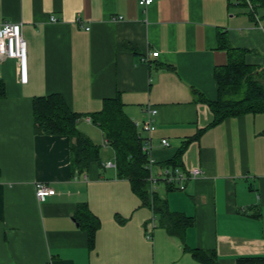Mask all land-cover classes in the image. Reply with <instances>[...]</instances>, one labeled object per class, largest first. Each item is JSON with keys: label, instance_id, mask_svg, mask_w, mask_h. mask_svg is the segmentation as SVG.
I'll use <instances>...</instances> for the list:
<instances>
[{"label": "crops", "instance_id": "crops-1", "mask_svg": "<svg viewBox=\"0 0 264 264\" xmlns=\"http://www.w3.org/2000/svg\"><path fill=\"white\" fill-rule=\"evenodd\" d=\"M139 2L0 0V27L21 24L28 47L26 83L16 60L0 59V264H241L264 257V114L213 125L210 106L198 101L199 93L218 99L215 73L229 60L221 35L246 51V64L264 67V8L253 19L228 0ZM54 94L79 115L118 98L134 123L156 108L157 179L189 141L179 167L203 174L183 191L160 180L153 186L171 212L192 218L182 238L167 232L116 167L105 166L116 156L99 126L78 123L101 148L100 161L84 172L72 167L68 136L35 133L34 99ZM37 183L56 193L39 201ZM82 204L100 221L93 246L76 217Z\"/></svg>", "mask_w": 264, "mask_h": 264}, {"label": "trees", "instance_id": "trees-1", "mask_svg": "<svg viewBox=\"0 0 264 264\" xmlns=\"http://www.w3.org/2000/svg\"><path fill=\"white\" fill-rule=\"evenodd\" d=\"M252 1L258 5L257 9L264 8V0ZM236 2H239L238 7H247L244 0H228L232 8L237 7ZM248 14L255 19L251 11ZM220 46L227 49L229 60L215 73L218 99L210 102L201 93L198 97L199 102L210 106L214 114L213 125L231 117L264 114V67L246 64L244 60L246 51L230 47L227 39L222 35ZM4 95L5 87L0 82V97ZM85 117H90L92 123L101 128L113 148L118 177L130 182L132 191L140 198L142 205L160 216L162 226L170 235L182 238L185 231L193 225V220L183 214L171 212L167 201L151 191L148 181V157L142 151L140 133L135 123L125 114L123 104L118 98L106 100L103 109L91 115H79L73 112L63 97L58 94L36 97L33 102L35 133L37 135L68 136L72 140V167L79 172L86 171L93 162L100 161V146L78 128L80 119ZM183 148L175 160L166 164L179 167V158L183 153ZM76 217L80 220L81 228L88 231L90 246H93L95 234L100 228V221L84 204L78 206ZM193 254L201 261H210V254L207 252L194 250ZM239 262L241 264H264V257L241 259Z\"/></svg>", "mask_w": 264, "mask_h": 264}, {"label": "built area", "instance_id": "built-area-1", "mask_svg": "<svg viewBox=\"0 0 264 264\" xmlns=\"http://www.w3.org/2000/svg\"><path fill=\"white\" fill-rule=\"evenodd\" d=\"M249 10L253 13L254 17L258 19L257 6L252 0H244ZM154 3V0H140L139 4L143 7H149ZM239 2H236V6ZM52 22H56V18H51ZM158 52L153 53L154 57L158 56ZM0 59H14L18 64V73L21 83H26L28 80V47L27 42L22 34V25L19 23L5 22L0 27ZM158 115V110L152 106H148L146 109V120L142 123L135 122V126L140 133L142 142V151L147 154L148 164L147 168L149 171L148 181L150 183V189L154 192L153 186L157 181H162L170 187H174L178 190H185L186 183L195 179L203 174L201 169H192L190 171H183L180 167L165 166L161 169V174L157 179L153 174V168L156 166V161L151 155L152 150V134L154 133L155 117ZM84 120L88 123H92L90 117H85ZM146 134V136H144ZM162 145L165 147L169 146V142L163 139ZM108 143V142H107ZM108 168H115L116 164L108 162L106 165ZM56 191L45 183L36 184V197L39 201L43 202L54 195Z\"/></svg>", "mask_w": 264, "mask_h": 264}, {"label": "rangeland", "instance_id": "rangeland-1", "mask_svg": "<svg viewBox=\"0 0 264 264\" xmlns=\"http://www.w3.org/2000/svg\"><path fill=\"white\" fill-rule=\"evenodd\" d=\"M237 8H239L240 10L244 11L245 13H249L250 10L248 7H243V6H237ZM261 10H263V8H259L257 9V11L259 12V14H261ZM82 130V129H81ZM109 153H110V150H109ZM115 163V162H114Z\"/></svg>", "mask_w": 264, "mask_h": 264}]
</instances>
